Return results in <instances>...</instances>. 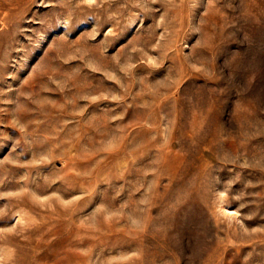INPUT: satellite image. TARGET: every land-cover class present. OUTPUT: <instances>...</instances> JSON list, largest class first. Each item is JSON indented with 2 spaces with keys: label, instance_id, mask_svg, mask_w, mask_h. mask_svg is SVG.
Instances as JSON below:
<instances>
[{
  "label": "rangeland",
  "instance_id": "374dc122",
  "mask_svg": "<svg viewBox=\"0 0 264 264\" xmlns=\"http://www.w3.org/2000/svg\"><path fill=\"white\" fill-rule=\"evenodd\" d=\"M0 264H264V0H0Z\"/></svg>",
  "mask_w": 264,
  "mask_h": 264
}]
</instances>
